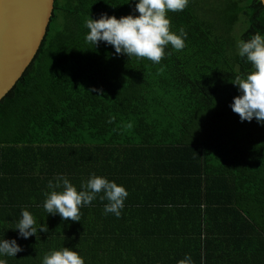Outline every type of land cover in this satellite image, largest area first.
Instances as JSON below:
<instances>
[{
    "label": "trees",
    "instance_id": "1",
    "mask_svg": "<svg viewBox=\"0 0 264 264\" xmlns=\"http://www.w3.org/2000/svg\"><path fill=\"white\" fill-rule=\"evenodd\" d=\"M127 2L54 0L36 56L0 101V177L10 151L22 147L30 151L67 141L101 147L122 141L138 146L141 157L157 151L154 156L169 166L170 186L182 194L174 207H184L178 210L184 220V213H191L189 222L187 217L177 225V234L184 236L187 227L185 236L196 242L194 264H207V247L226 249L223 243H233L234 233L219 224L228 215L235 224L250 222V235L242 239L252 249L251 264H264V126L255 119L240 122L229 107L239 94L232 84L235 77L252 70L239 57L238 43L257 31L264 34V4L189 0L182 12L168 13L171 30L183 27L187 32L186 47L176 51L169 44L165 51L170 54L154 64L116 55L104 42L94 47L85 40L89 16L138 15L135 0ZM234 27L239 32L244 28L236 39ZM42 199L31 196L23 207H0V224L16 222L26 209L37 227L48 228L25 240L11 225L8 231L23 251L16 254L18 259L7 258L8 264H41L45 253L62 246L77 251L85 264H175L181 258L173 250L178 244L168 247L177 236L170 243H165V233L148 241L144 224L132 220L120 228L125 212L118 218L105 214L99 197L80 209V222L70 225L59 221L58 214L42 212L38 218L34 208H25L42 207ZM5 236L7 227H1L0 237ZM150 250L156 258L148 255Z\"/></svg>",
    "mask_w": 264,
    "mask_h": 264
},
{
    "label": "crops",
    "instance_id": "2",
    "mask_svg": "<svg viewBox=\"0 0 264 264\" xmlns=\"http://www.w3.org/2000/svg\"><path fill=\"white\" fill-rule=\"evenodd\" d=\"M136 147L138 146L126 145L122 141L101 147L92 142L78 144L67 141L51 145L48 148H33L30 151L23 147L21 151L12 150L9 154L11 157H6L4 160L5 173L1 174L0 177L2 179L0 184L4 188L0 190V202H10V204L0 205V207L8 209L17 204L23 207L31 196L42 199L41 196L49 191L47 188L48 181L54 180L60 174L66 176L78 191L82 190L81 185L87 183L90 175L95 174L106 177L110 181H115L118 185H123L128 192V196L124 201V208L121 211L125 214L119 220L120 228L130 225L131 220L134 224L142 222L147 229H143L141 225L140 227L143 234L147 236L148 241H152L151 237L153 236L161 239V233H165L168 237L165 243H170L173 240L172 236L175 235L178 239L168 247L171 249L174 244H178L173 248V250L178 249V255L181 256L178 261L182 260L186 254L192 256L195 248L193 244L196 242L191 237L185 236V233H188V228L183 229L185 230L184 236L182 232L180 233L182 234L181 237L177 234V225L180 226L187 217L189 222L191 213H188V215L184 213L186 215L184 220L181 217V212H178L184 207H174L173 205L182 199V194L178 187L172 188L170 186L173 179L167 174L169 169L167 162H163L154 156L157 151H146L139 148L146 151L144 155L141 154V157L137 152L138 150H135ZM21 152L24 155L18 157ZM191 200L194 201L195 199L191 196ZM106 203L107 200L101 201L103 211ZM37 204L39 202L33 204V206ZM25 208H34L38 218L42 212L48 215L46 211H43V207ZM130 212H133L135 216L131 217ZM3 214L6 215V210H3ZM45 218L48 219V216ZM1 221L5 223L0 224V228L7 227L6 239H14V234L10 233L8 229L15 222L10 220H7V222ZM59 221L69 223V225L77 223L70 219L62 220L61 217H59ZM219 224L223 229L227 224V233L228 230L229 233H234L235 239H233V243H223L226 249H220L218 246L207 247L206 263L251 264L252 249L247 244L246 239H242V236L247 237L250 235V222L241 221L235 224L232 216L228 215V219L222 217ZM71 238L74 237H68V239ZM228 246L230 250L227 249ZM189 247H191L190 250ZM168 254L171 257L170 251ZM148 255L156 258L153 250H150ZM16 258L18 259L17 256ZM147 262L155 263V261ZM175 264L177 263L175 262Z\"/></svg>",
    "mask_w": 264,
    "mask_h": 264
},
{
    "label": "clouds",
    "instance_id": "3",
    "mask_svg": "<svg viewBox=\"0 0 264 264\" xmlns=\"http://www.w3.org/2000/svg\"><path fill=\"white\" fill-rule=\"evenodd\" d=\"M133 0H128L131 4ZM264 4V0H260ZM189 0H135L134 12L119 19L101 13L98 19L85 21L88 29L86 42L94 47L100 42L112 46L116 55H126L150 60L159 64L166 55L165 49L171 45L176 51L186 47L187 32L181 27L178 32L171 30L169 12H182ZM238 55L251 65L252 70L235 77L232 84L238 86V95L233 97L229 105L238 114L240 122L256 120L264 126V34L257 31L247 41L238 43ZM49 191L44 193L42 203L47 214L59 215L62 220L80 222V209L97 199L107 200L105 214L120 217L128 192L123 185L110 181L106 177L91 174L86 184L77 188L70 180L60 174L47 184ZM14 230H18V238L27 240L36 236L37 232H47L46 224L37 227V221L30 211L20 210ZM23 251L17 239L0 238V264H8L7 258L15 257ZM41 264H85L84 258L68 247L49 250L41 259ZM177 264H194L190 255H185Z\"/></svg>",
    "mask_w": 264,
    "mask_h": 264
},
{
    "label": "water",
    "instance_id": "4",
    "mask_svg": "<svg viewBox=\"0 0 264 264\" xmlns=\"http://www.w3.org/2000/svg\"><path fill=\"white\" fill-rule=\"evenodd\" d=\"M53 5L54 0H0V101L36 56Z\"/></svg>",
    "mask_w": 264,
    "mask_h": 264
},
{
    "label": "rangeland",
    "instance_id": "5",
    "mask_svg": "<svg viewBox=\"0 0 264 264\" xmlns=\"http://www.w3.org/2000/svg\"><path fill=\"white\" fill-rule=\"evenodd\" d=\"M244 28L241 29V31L239 32V28L238 27H234V30H233V37L236 39V38H239V35L241 34V32L243 31ZM239 32V33H238Z\"/></svg>",
    "mask_w": 264,
    "mask_h": 264
}]
</instances>
